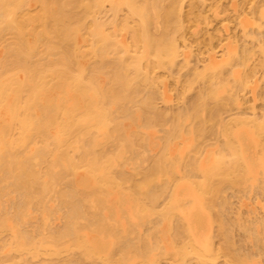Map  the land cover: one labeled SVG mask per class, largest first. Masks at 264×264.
Instances as JSON below:
<instances>
[{"label":"bare ground","instance_id":"1","mask_svg":"<svg viewBox=\"0 0 264 264\" xmlns=\"http://www.w3.org/2000/svg\"><path fill=\"white\" fill-rule=\"evenodd\" d=\"M184 1L0 0V237L9 234L0 241V264L46 256L47 264H214L222 255L230 264H258L246 251L255 244L264 257L263 220H237L251 241L249 256L230 249L235 226L228 219L216 226L231 251L215 246L216 218L208 216L223 188L237 197L264 188V116L216 121L246 92L251 75L235 68L264 53V30L250 32L240 19V51L230 46L220 61L192 66L184 86L195 79L201 88L170 116L157 106L168 98L155 71L190 69L187 49L178 46ZM258 3L250 14L260 29ZM157 126L165 133L156 145L150 130ZM207 134L220 140L201 156ZM227 202L217 208L228 209ZM69 252L63 262L59 256Z\"/></svg>","mask_w":264,"mask_h":264},{"label":"rangeland","instance_id":"2","mask_svg":"<svg viewBox=\"0 0 264 264\" xmlns=\"http://www.w3.org/2000/svg\"><path fill=\"white\" fill-rule=\"evenodd\" d=\"M190 1H192V0H190ZM194 1H196V0H194ZM198 1V0H197ZM256 1V2H255ZM168 4H169V1H166ZM166 2H164V3H166ZM185 3L183 4V9H182V15H185V16H183V19H182V22L183 21H185L184 23L186 24H184L185 25V27H186V31H185V33H184V31H183V33L182 34H184L183 36L181 35V36H179V37H181V39L179 38L178 39V46L180 47V49H181V51L183 52V54H186L185 52H186V49H187V54L186 55H184V56H188L187 58H189V60H191V62L189 63V65H190V69L188 70V72H187V67L185 68V71H184V68H183V70H181V69H174V70H172V71H174V72H172L171 71V73L169 72L168 73V71L169 70H164V71H162V68H160L159 70L157 69V71H155V73H156V75H159V77L161 78V83H160V87H161V93L162 92H164V93H162L163 94V96H164V94H165V92H166V97L168 98V103H166V100H161V99H159V100H157V106L159 105V108H161L160 110L161 111H164V112H166V113H170L169 115L170 116H173V115H176V114H178L177 113V111L178 112H180L181 110L183 111L184 109H186V107L188 106V103H189V101L190 100H192L193 98H194V96H195V94L199 91V89L201 88L200 86L202 85V83H200L199 81H196L195 79V81L194 80H192V84H189V86H190V88H185V80H187V79H189L190 77H192V73L191 72H193V71H191V69L193 68L194 69V67H199V68H201L202 66H204V64L207 62V61H210L211 59H214V60H216L217 59V61H220L221 60V57H222V54H223V50H225L226 48H228V47H230L231 46V48L232 49H234V48H236L235 50H237V49H241V48H239L243 43V41L245 40L244 38H243V36L241 35V33H242V27H239L241 24L240 23H238V22H240V19L242 20V23L244 22V20H245V22H244V24L245 25H248V28H250L249 29V31L250 32H254L255 34H257L258 32L259 33H263L264 31V20H263V24H262V28H260V29H258V26H257V20L255 19L254 20V17H253V15L252 14H250L251 13V10H252V6H254L257 2H259L258 4L262 7V5H264V4H261L262 2L264 3V0H202V2H198V5H197V3H196V5H195V2H191L190 4H189V1L188 0H186V1H184ZM166 3V5H168ZM255 3V4H254ZM192 4V5H191ZM185 5V6H184ZM189 5V6H188ZM193 5H194V7H193ZM202 5V6H201ZM250 5H251V7H250ZM196 6H200V7H197L196 8ZM192 7V8H191ZM203 7H204V9H203ZM193 8H194V10H193ZM263 8V10H264V6L262 7ZM261 8V9H262ZM185 9V10H184ZM207 9V10H206ZM186 10H187V12H186ZM192 10V11H191ZM201 10V11H200ZM200 11V12H199ZM196 12V13H195ZM199 13V15L197 16V14ZM192 13V14H191ZM193 13H195V15L193 14ZM204 13V14H203ZM188 15H189V17H188ZM192 16H193V18H192ZM264 16V15H263ZM198 17V18H197ZM189 18V19H188ZM191 19V20H190ZM198 19V20H197ZM263 19H264V17H263ZM189 24V25H188ZM253 24V25H252ZM183 25V26H184ZM187 25H188V27H187ZM251 25V26H250ZM250 26V27H249ZM184 27V28H185ZM183 28V29H184ZM188 28V29H187ZM252 29V30H251ZM188 30V31H187ZM254 30V31H253ZM261 31V32H260ZM263 31V32H262ZM208 33V34H207ZM259 33H258V35H259ZM186 35V36H185ZM209 35V36H208ZM192 37V38H191ZM197 37V38H196ZM128 38V37H127ZM182 38H185V39H182ZM189 38V39H188ZM201 39V40H200ZM247 39V38H246ZM181 40V41H180ZM198 40V41H197ZM251 40V39H250ZM249 40V38H248V40H247V42L248 41H250ZM128 41H129V39H128ZM205 41V42H204ZM242 41V42H241ZM251 42V41H250ZM202 45H201V44ZM211 43H213V44H211ZM184 45V46H183ZM188 45V46H187ZM225 45H227V46H225ZM181 46H183V47H181ZM186 46V47H185ZM212 46V47H211ZM225 46V47H224ZM184 50H185V52H184ZM238 51V50H237ZM240 51V50H239ZM238 51V52H239ZM190 52V53H189ZM182 54V55H183ZM189 54V55H188ZM261 54V53H260ZM260 54H256L255 55V57H254V55L252 56V58L253 59H251L248 63H247V65H246V68H244L245 66H243V67H241L240 66V68H239V66L237 67V68H235V70H237V71H239V73H240V71L242 72V74L244 73V74H246V73H248V74H250L251 75V78L249 77V79H248V85H247V87H248V89H247V87H246V92L245 91H243L242 93H239V96L237 97L239 100H237L238 101V103L236 104V101H233L232 102V104H229V105H227V106H222L223 107V110L221 109H219L218 111V113H221V115L219 114L218 115V113L216 114V116L218 117V119H216V121H220V119L219 118H221V121L223 120L224 121V119H226V121L227 120H229L230 118L232 119L234 116H238V115H240V117H242V118H245V119H250V118H252V115H254V116H256L257 117V119L259 120H262V117L264 116V93L261 95V92H262V87L264 86V83H263V81H264V56H262V55H260ZM184 56H180L179 57V61H182V60H184ZM189 56H191V58L189 57ZM215 56V57H214ZM197 57V58H196ZM211 58V59H210ZM182 59V60H181ZM197 59V60H196ZM220 59V60H219ZM213 61V60H212ZM259 62V63H258ZM197 63V64H196ZM261 63V64H260ZM203 64V65H202ZM196 65V66H195ZM198 65V66H197ZM257 65H259V67L257 66ZM192 66H194V67H192ZM255 66V67H254ZM261 66V67H260ZM192 67V68H191ZM241 68H242V70H241ZM256 68V69H255ZM261 68V69H260ZM252 69V70H251ZM254 69H255V71H254ZM179 70H180V72H179ZM253 71V72H252ZM181 73V75H179ZM170 74H174V75H170ZM182 74H184V77H183V75ZM191 74V75H190ZM241 74V73H240ZM254 76H253V75ZM186 75V76H185ZM190 77H189V76ZM179 76H180V78H179ZM176 77H178V78H176ZM182 77V78H181ZM164 78V79H163ZM185 78V79H184ZM184 79V80H183ZM194 81V82H193ZM194 83V84H193ZM200 83V84H199ZM162 84V85H161ZM262 86V87H261ZM183 87V88H182ZM188 87V86H187ZM164 88V89H163ZM250 88V89H249ZM180 89V90H179ZM264 89V88H263ZM164 90V91H163ZM264 91V90H263ZM182 93V96L184 95V97L186 98V100H185V98L184 97H180V95H181V93ZM164 96V97H165ZM191 97H193L192 99H191ZM167 98H165V99H167ZM184 98V99H183ZM184 101V103L183 104H181V101ZM236 100V99H235ZM160 101V102H159ZM163 101H165V102H163ZM187 101H188V103H187ZM241 102V103H240ZM176 103V104H175ZM236 105H234V104ZM164 104V105H163ZM162 105V106H161ZM177 105V106H176ZM225 105V104H224ZM231 105V106H230ZM239 107H238V106ZM185 107V108H184ZM227 107V108H226ZM232 107V108H231ZM175 108H177V109H175ZM168 109V110H167ZM169 110H171V112L169 111ZM227 111H229V112H227ZM175 112V113H174ZM256 112V113H255ZM231 113H233V114H231ZM172 114V115H171ZM209 115V114H208ZM260 115V116H259ZM250 116V117H249ZM248 117V118H247ZM227 118H229V119H227ZM234 118H236V117H234ZM208 119H209V117H208ZM220 121V122H221ZM218 123V122H217ZM166 125H168V124H166ZM165 125V126H166ZM215 125H216V122H215ZM163 126L164 127V129L165 130H167V127L168 126ZM160 127V126H159ZM163 127H161V128H158V126L157 127H155V128H153V129H151L150 130V133H152V138L154 139V141H156L155 142V144L158 142V143H160V139H161V137H163V134L165 133V130L163 129ZM158 128V129H157ZM215 129H217L218 128V126H215L214 127ZM155 129V130H154ZM163 129V130H162ZM153 130V131H152ZM162 134V135H161ZM154 136V137H153ZM219 136V135H218ZM218 136H217V134H216V137L214 136V134H212V136L210 135V134H207V136L203 139V141L205 140L206 142H203L205 145H203V146H208L207 148L206 147H201L202 148V150H204V151H202L201 150V153L202 154H200L201 156H204L206 153H204V152H209V151H213V152H215V149L217 150V146H216V148H215V143L217 142L218 143V141L217 140H220V139H218ZM160 138V139H159ZM217 138V139H216ZM194 139H195V137H194ZM153 141V142H154ZM195 141V140H194ZM157 143V144H158ZM216 143V144H217ZM156 144V145H157ZM210 144L212 145V144H214V146L212 147V146H210ZM211 147V148H210ZM191 148V147H190ZM204 148V149H203ZM210 148V149H209ZM209 150V151H208ZM188 151H190V150H188ZM148 152V151H147ZM146 152V153H147ZM151 152V151H150ZM149 152V154L150 155H152V153L153 152H151L150 153ZM187 152V151H186ZM149 154H148V156H149ZM186 154H189L188 152L186 153ZM200 156V157H201ZM203 158V157H202ZM130 166H131V168H130ZM128 168V170H131V172L130 173H134V165L132 166V165H130ZM132 167H133V169H132ZM180 177H181V175H179ZM178 176V177H179ZM179 177V178H180ZM136 178H140L139 176H136ZM180 179H182V177L180 178ZM258 184H260V182L258 183ZM262 184V183H261ZM256 186V185H255ZM259 186H261V185H258V188H259ZM224 187V186H223ZM262 187H264V186H262ZM255 188V190H254V192H257V193H253L252 194V192H253V189ZM222 189V188H221ZM224 189V188H223ZM222 189V190H223ZM252 189V187L250 188H248V190H251ZM253 189H252V192H250V191H247V192H249V193H251V195L249 194V195H246V196H243V195H241V193L239 194V195H241V197L239 196V197H237L236 196V194L235 193H238V192H236L235 190L236 189H233L234 190V192H233V194H232V192H231V190L230 189H228L227 191H226V189H224V191H222V190H220L221 192H222V194H220L221 195V197H220V195H219V198L216 200V202H217V204L215 205V207L217 208V206H218V204L220 205V201H222V199L223 200H226V199H228V202H227V205L229 204V206H230V209H229V206H228V209H227V207H225L226 209H227V213H225L226 211H222V210H226L225 208L224 209H222L220 206L216 209L215 207H214V209L212 210V209H208L209 211H208V216H209V213H210V211H211V213H210V221H211V219L213 218V219H215L214 221L212 220L211 222L213 223V225L215 226H210V228H211V236L212 237H214V238H212V241H213V244L215 245V246H217L218 245V247H220V245L221 246H226L227 245V243L225 244V241H224V239L222 238V237H220L221 236V234L219 235V230H220V228H219V226L220 225H218V226H216L217 224H219V219H221L222 220V218H224L225 220L226 219H228L227 220V222H231V223H229L228 225H226L227 224V222H226V224H222V223H224V222H222L221 223V221H220V223L222 224V225H226L227 227H229V225L230 224H232L231 225V229H233L234 228V230H232V231H234L233 232V240L232 239H230L229 241V243H234L235 244V247L232 245L231 247H230V249L232 250V252H234V250L236 251V249L237 250H239V252H241V250H242V252L241 253H245V254H248L249 256H250V254L252 255L253 253H254V255H252L254 258H250V259H252L254 262L256 261V259H257V263L258 264H260V262H261V264H264V260L262 261V259H264V257L263 258H260L261 257V255H260V252H259V254L257 253H255L254 251H253V249H252V247H253V245H250L249 247H248V245L250 244V242L251 241H249V239H248V237H247V239H246V235L243 233L242 234V232H241V229L239 228V230H240V232H239V230H238V226H237V220L239 219H242L241 220V222L242 223H244V220H245V225H246V222H247V220H248V222H249V224L248 225H250L254 220H255V218H256V220H257V218L258 219H261V220H263V222H264V219H262V218H264V193H262L261 191H263L264 192V188L262 189V190H260V188H259V190H257V188L256 187H253ZM229 190H230V192H229ZM227 192V196H226V192ZM238 191V190H237ZM246 191V190H245ZM223 192H225V193H223ZM243 193H244V195H245V193L246 192H244V190H243ZM242 193V194H243ZM225 196H224V195ZM235 194V195H234ZM247 194V193H246ZM262 194V195H261ZM218 195H217V197H218ZM256 195V196H255ZM222 196H223V198H222ZM235 196V197H234ZM258 196V197H257ZM225 197V198H224ZM237 197V198H236ZM220 198H222L221 200H220ZM241 199H243V200H241ZM241 200V201H240ZM52 202H53V200H52ZM240 202V203H239ZM231 203H233V206H231L232 204ZM53 204H54V202H53ZM240 205V207H239V205ZM238 205V206H237ZM160 206V205H159ZM1 207H3V206H1V204H0V210H1ZM161 207V206H160ZM231 207H235V208H231ZM220 208V209H219ZM242 210H241V209ZM235 209H237V210H235ZM216 210V211H215ZM219 210V211H218ZM241 210V211H240ZM222 211V212H221ZM240 211V212H239ZM212 212H213V217H212ZM219 213L218 214V216L216 215L217 213ZM230 212H231V214H230ZM235 212L237 213V216H234V215H236L235 214ZM216 213V214H215ZM222 213H223V217H221L222 216ZM225 213V214H224ZM259 213V214H258ZM248 214V215H247ZM214 215H216V217L214 216ZM230 215V216H229ZM245 216V218H244V216ZM252 215V216H251ZM234 216V217H233ZM249 216V217H248ZM262 218H261V217ZM32 217H34V215L32 216ZM36 217V216H35ZM32 218V219H34V222H32L33 220H31L30 222L31 223H34V225H36V226H38L37 224H38V222H36L37 220H39V219H37V218ZM227 217V218H226ZM247 217L248 218H251V220L250 219H247ZM153 217H151L150 219H152ZM219 218V219H218ZM37 219V220H36ZM52 219V218H51ZM57 219V217L54 219V221H56V222H58V223H56V225H55V227L57 228V227H59V226H61L62 227V225H63V223H62V221L63 220H61L62 218H61V216H60V220H56ZM223 219V220H224ZM247 219V220H246ZM254 219V220H253ZM218 220V221H217ZM230 220V221H229ZM232 220V221H231ZM233 220H234V222H233ZM255 220V221H256ZM53 221V222H54ZM254 221V222H255ZM29 222V223H30ZM36 222V223H35ZM216 222H217V224H216ZM251 222V223H250ZM263 222H261L260 223V225H261V227H260V233H261V235H262V237H264L263 235H264V228H262V227H264V223ZM212 223H210L211 225H212ZM263 223V224H262ZM50 224H51V222H50ZM52 224H55V223H52ZM51 224V225H52ZM58 224H60L59 226H58ZM62 224V225H61ZM233 224H235V225H233ZM253 224V223H252ZM29 226H28V228L27 229H29V228H35V226L34 225H32V224H28ZM30 225H32V226H34V227H30ZM50 225V226H51ZM53 226V225H52ZM233 226H235V227H233ZM254 226V225H253ZM233 227V228H232ZM258 227V228H259ZM37 228V227H36ZM52 228H54V226L52 227ZM144 228V227H143ZM209 228V229H210ZM215 228V229H214ZM218 228V229H217ZM230 228V227H229ZM262 228V229H261ZM230 229V230H231ZM35 230V229H34ZM215 230H217L218 231V234H216L217 232H215ZM228 231L229 232V234H230V232L231 231ZM31 232H33V230H30ZM36 231V230H35ZM237 231V232H236ZM232 233V232H231ZM235 233V234H234ZM5 235V234H4ZM3 235V236H4ZM8 236H9V234H7ZM7 235H5V237H7ZM231 235L232 234H230L229 236L231 237ZM239 235V236H238ZM243 235H245V236H243ZM216 236V237H215ZM5 237H0V241H1V238H4V239H6ZM8 238V237H7ZM221 238V239H220ZM234 238H236V239H234ZM4 239H3V241H4ZM214 239V240H213ZM242 239V240H241ZM245 239V240H244ZM232 240V241H231ZM235 240V241H234ZM244 240V241H243ZM238 241V242H237ZM246 241V245H245V242ZM236 242V243H235ZM239 242H243V245H241V243H239ZM249 242V243H248ZM2 243V242H1ZM0 243V244H1ZM229 243H228V245L226 246L227 248H228V246H229ZM253 243V242H252ZM251 243V244H252ZM223 244V245H222ZM225 244V245H224ZM240 244V245H239ZM254 244V243H253ZM2 245V244H1ZM236 245H239V246H237V248H236ZM244 246H246V248L248 247V249H246V251L247 252H249V251H251L252 250V252L253 253H247V252H245V247ZM1 247V246H0ZM255 248H256V244H255V246H254ZM253 247V248H254ZM235 248V249H234ZM242 248V249H241ZM250 248V249H249ZM234 249V250H233ZM259 249V248H258ZM228 250H229V248H228ZM231 250H229V251H231ZM255 250V249H254ZM259 250H262V248H260ZM244 251V252H243ZM256 251H258L257 250V248H256ZM263 251V250H262ZM73 253H71V252H69V254H65L64 256L62 255V257L61 256H59L61 259H63V260H61L60 258H58V259H60L58 262H60V261H63V262H65V259H69V257H72L71 255H73V254H75V251H72ZM237 252V251H236ZM70 253H71V255H70ZM256 254V255H255ZM11 255H12V253H11ZM13 255H18V254H14L13 253ZM70 255V256H69ZM76 255V254H75ZM43 256V255H42ZM40 257V256H39ZM65 259H64V258ZM73 257H74V255H73ZM257 257V258H256ZM260 259H259V258ZM19 259H17V261H15L16 263L15 264H17V262L19 261L20 263H22V264H24L23 263V261L24 262H26L25 261V259H23V258H21L20 259V257H18ZM38 258V257H37ZM46 258H47V256H46ZM45 257H44V259H43V257H42V259H40L39 258V260L37 259L36 261H33V264H39V261H41L40 262V264H47V259H46ZM51 258V257H50ZM54 258V257H53ZM52 258V259H53ZM227 257H224L223 255L222 256H220V257H218L216 260H213L211 263H214V264H230V261H229V259L227 258ZM16 259V258H15ZM56 259V258H55ZM71 259V258H70ZM258 259L260 260L259 262H258ZM21 260H22V262H21ZM47 260V261H46ZM51 260V259H50ZM57 260V259H56ZM56 260H52L53 262L54 261H56ZM194 260V259H193ZM193 260L191 261V262H189V259H188V261L186 262V263H188L189 262V264H195L196 263V261H194L193 262ZM251 260V261H252ZM31 261V260H30ZM38 261V262H37ZM51 261V262H52ZM166 261V260H165ZM164 260L163 261H160V263L158 262H156V263H154V264H177V263H175V261H171L170 263H169V261H167V262H165ZM32 262V261H31ZM31 262H28V264L29 263H31ZM50 262V263H51ZM52 262V263H53ZM20 263H18V264H20ZM49 263V262H48ZM51 263V264H52ZM60 263H62V262H60ZM26 264V263H25ZM32 264V263H31ZM142 264V263H141ZM178 264H181L180 262L178 263ZM183 264V263H182ZM185 264V263H184ZM209 264V263H208Z\"/></svg>","mask_w":264,"mask_h":264}]
</instances>
